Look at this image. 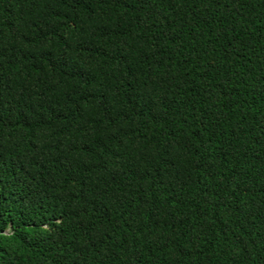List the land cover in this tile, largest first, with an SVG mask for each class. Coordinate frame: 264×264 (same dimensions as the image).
Wrapping results in <instances>:
<instances>
[{"label":"trees","instance_id":"16d2710c","mask_svg":"<svg viewBox=\"0 0 264 264\" xmlns=\"http://www.w3.org/2000/svg\"><path fill=\"white\" fill-rule=\"evenodd\" d=\"M0 264H264V0H0Z\"/></svg>","mask_w":264,"mask_h":264}]
</instances>
